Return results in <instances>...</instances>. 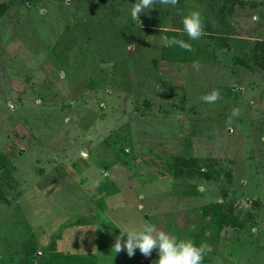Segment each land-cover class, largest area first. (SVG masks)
I'll return each instance as SVG.
<instances>
[{"label": "rangeland", "instance_id": "1", "mask_svg": "<svg viewBox=\"0 0 264 264\" xmlns=\"http://www.w3.org/2000/svg\"><path fill=\"white\" fill-rule=\"evenodd\" d=\"M132 3L14 0L0 18V264H153L112 249L145 222L210 245L201 264H264V72L235 64L264 40V0L157 2L141 23Z\"/></svg>", "mask_w": 264, "mask_h": 264}, {"label": "clouds", "instance_id": "2", "mask_svg": "<svg viewBox=\"0 0 264 264\" xmlns=\"http://www.w3.org/2000/svg\"><path fill=\"white\" fill-rule=\"evenodd\" d=\"M157 2L173 7L178 4V0H135V3L130 4L128 9L131 18L140 22L141 13L153 9ZM182 25L184 32L191 40H197L205 34L199 11H191L184 15ZM162 40L166 47L179 46L187 51L193 50L190 44L175 37L163 36ZM134 47V44H129V49ZM194 67H198V65L194 64ZM219 98V91L213 90L201 99L206 103H215ZM238 113L239 109H233L232 116H236ZM230 122L231 118L227 123ZM125 236L126 240L124 239ZM112 249L116 253L126 250L130 258L134 256L136 249H139L146 258L151 256L153 250H157L159 259L153 264H201L204 256L212 251L211 246L207 243H201L197 246L191 239H178L148 222L143 223L140 227L120 230V235L115 237Z\"/></svg>", "mask_w": 264, "mask_h": 264}, {"label": "trees", "instance_id": "3", "mask_svg": "<svg viewBox=\"0 0 264 264\" xmlns=\"http://www.w3.org/2000/svg\"><path fill=\"white\" fill-rule=\"evenodd\" d=\"M14 2L13 1H9V2H0V18L6 13V11L8 10L9 6ZM184 3V0H178V4L176 6H181ZM235 5H239V7H243L244 4L241 2H235L233 6ZM233 9V7H231ZM250 64L246 63L243 59H239L237 58L235 60V64H239L242 68H251V67H255L256 70H260L262 72H264V40H257L255 41L253 50H252V57L250 60ZM175 168L177 169V166L179 167H183L185 169H188L189 167L196 166L197 164H199V159L197 158H193L190 160H186V159H176L175 161ZM172 172L174 173V171L172 170ZM202 177L205 180L209 179V175L206 173L202 174ZM215 206V208H222V204H215L213 205ZM222 223L221 225H226V226H231V227H237V221L235 218H230L226 215L223 216L222 219ZM29 260H27V264H29ZM44 264H89V261L86 260L84 261L82 258H76L73 256H67V255H54L52 256L47 263Z\"/></svg>", "mask_w": 264, "mask_h": 264}, {"label": "crops", "instance_id": "4", "mask_svg": "<svg viewBox=\"0 0 264 264\" xmlns=\"http://www.w3.org/2000/svg\"><path fill=\"white\" fill-rule=\"evenodd\" d=\"M232 13H234V11Z\"/></svg>", "mask_w": 264, "mask_h": 264}]
</instances>
